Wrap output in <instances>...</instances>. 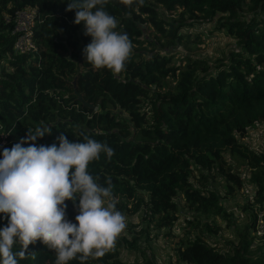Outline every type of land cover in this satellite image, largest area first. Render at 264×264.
Returning a JSON list of instances; mask_svg holds the SVG:
<instances>
[{
	"label": "trees",
	"instance_id": "16d2710c",
	"mask_svg": "<svg viewBox=\"0 0 264 264\" xmlns=\"http://www.w3.org/2000/svg\"><path fill=\"white\" fill-rule=\"evenodd\" d=\"M72 2L0 0V61L6 64L0 69V135L6 136L5 148L26 140L37 127L51 128L50 135L37 138V146L55 143L58 147L61 134L72 142H86L87 136L105 143L114 155L109 159L101 153L89 165V173L102 186L107 187L110 180L113 197L147 194L150 215L158 227L167 228L177 220L175 199L180 195L194 216L216 215L222 210L220 195L207 187L205 173H199L198 185L191 182L194 167L216 171L227 182L230 194L242 187L240 175L225 157L228 154L248 166L250 181L256 186L248 205L254 233L258 214L264 213V149L255 153L241 139L251 127L264 123V0H144L142 6L134 3L131 7L108 0L105 10L118 21L117 31L127 33L133 45L120 74L97 70L87 62L83 49L92 38L84 34L83 22L73 23L76 10H65ZM157 5L181 11L192 22L222 15L217 28L225 30L238 48L212 68L200 59L175 65L174 56L163 47L196 41V36L191 40L182 33L193 23L181 26V22L159 18ZM24 8L36 9L32 28L36 50L19 54L13 50L11 28L16 12ZM143 24L157 38L165 39L162 47L146 52V46L156 43L142 38ZM169 80L173 87L154 95L152 89L162 91ZM76 93L93 107L84 106ZM65 203L71 221L77 207L72 201ZM7 223L6 214L0 213V228ZM246 236L241 251L234 255L189 238L179 243L177 261L264 264V258L253 261L244 255L249 249ZM20 250L19 243L14 245V253ZM27 252L26 258L17 257L18 264H55V252L39 240ZM102 262L107 261L90 258L85 264Z\"/></svg>",
	"mask_w": 264,
	"mask_h": 264
},
{
	"label": "clouds",
	"instance_id": "9594fccd",
	"mask_svg": "<svg viewBox=\"0 0 264 264\" xmlns=\"http://www.w3.org/2000/svg\"><path fill=\"white\" fill-rule=\"evenodd\" d=\"M144 0H120L125 6L143 5ZM108 0H73L66 11L76 10L74 24L83 22L91 42L83 49L95 69L120 74L126 68L133 45L127 33L117 31L118 21L105 10ZM51 134L50 127H37L34 134L5 148L0 158V213L7 226L0 228V264H18L28 246L38 240L56 254L55 264L99 259L115 250L126 229V217L116 209L111 181L102 186L89 173V165L114 149L84 137L72 142L63 134L59 146H37V138ZM31 141L28 147L23 143ZM79 199L78 205L76 204ZM66 201L78 208L75 223L66 217ZM20 244L21 250L13 252ZM32 258H35L34 253Z\"/></svg>",
	"mask_w": 264,
	"mask_h": 264
},
{
	"label": "rangeland",
	"instance_id": "374dc122",
	"mask_svg": "<svg viewBox=\"0 0 264 264\" xmlns=\"http://www.w3.org/2000/svg\"><path fill=\"white\" fill-rule=\"evenodd\" d=\"M153 3V1H150ZM159 18L171 21L181 26L191 23V19L181 11H168L162 6H156ZM219 15L213 19H201L186 26L182 33L189 36L193 42L178 44L167 49L174 57L175 65L183 66L185 61L200 59L208 66L218 65L227 59L231 49H237L235 40L223 29L217 28ZM143 39L155 42V46L145 47L146 52L162 47L163 38H157L156 32L147 24H143ZM6 66L0 61V69ZM7 70H10L7 68ZM173 87V82L168 81L167 87L162 91L154 90V95ZM115 113L125 114L121 110ZM241 141L255 153L264 149V123H257L247 131V136ZM9 143V142H8ZM4 149V148H2ZM1 149V150H2ZM228 163L232 165L234 173L241 177L242 187L228 193V184L216 171L210 173L193 168L191 182L198 185L199 173L207 175V187L220 195L221 212L216 215H195L187 208L184 198L176 197L179 212L177 220L171 228L158 227L156 219L150 215L148 196L144 192H137L135 198L114 197L118 203L116 209L126 217V229L118 238L115 250L107 253L102 259L109 264L115 261L121 264H180L176 258V251L180 242L187 239L199 238L217 251L234 255L241 251L243 236L249 243V249L244 255L253 261L264 258V238H257L253 233L252 219L248 217L251 210L248 205L253 202L256 186L250 181V169L245 163H239L226 154ZM255 207V206H254ZM78 214V208L74 210ZM260 213V212H259ZM74 216V217H75ZM75 223V218L71 220Z\"/></svg>",
	"mask_w": 264,
	"mask_h": 264
},
{
	"label": "built area",
	"instance_id": "2783aa9c",
	"mask_svg": "<svg viewBox=\"0 0 264 264\" xmlns=\"http://www.w3.org/2000/svg\"><path fill=\"white\" fill-rule=\"evenodd\" d=\"M36 9L24 8L16 12L12 21L11 35L15 37L13 50L19 54L31 53L36 50L32 40V28ZM7 140L5 135H0V150L5 148ZM254 235L261 237L264 235V213H259L254 228Z\"/></svg>",
	"mask_w": 264,
	"mask_h": 264
},
{
	"label": "water",
	"instance_id": "95a60500",
	"mask_svg": "<svg viewBox=\"0 0 264 264\" xmlns=\"http://www.w3.org/2000/svg\"><path fill=\"white\" fill-rule=\"evenodd\" d=\"M76 95L78 96V100H79L80 102H82L84 106L89 107V108H92V107H93L91 104L85 102V101L83 100L82 96H81L79 93H76Z\"/></svg>",
	"mask_w": 264,
	"mask_h": 264
}]
</instances>
